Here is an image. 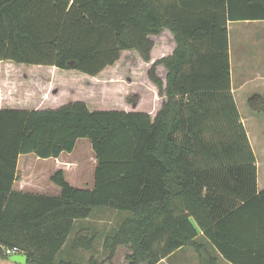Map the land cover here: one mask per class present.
<instances>
[{
    "label": "trees",
    "instance_id": "16d2710c",
    "mask_svg": "<svg viewBox=\"0 0 264 264\" xmlns=\"http://www.w3.org/2000/svg\"><path fill=\"white\" fill-rule=\"evenodd\" d=\"M247 21H264V0H0L2 62L97 77L125 51L150 62L152 37L165 30L176 43L148 72L166 97L154 119L83 102L0 109V258L16 248L27 264H80L64 250L91 252L99 235L82 229L67 246L77 224L116 210L130 216L104 236L106 257L84 264H113L120 248L130 251L127 264H159L186 247L201 263L217 264L218 253L264 264V190L231 86L228 24ZM249 104L264 114L261 96ZM80 139L96 157L93 189L59 170L58 197L13 190L21 155L56 159Z\"/></svg>",
    "mask_w": 264,
    "mask_h": 264
},
{
    "label": "rangeland",
    "instance_id": "374dc122",
    "mask_svg": "<svg viewBox=\"0 0 264 264\" xmlns=\"http://www.w3.org/2000/svg\"><path fill=\"white\" fill-rule=\"evenodd\" d=\"M254 32L255 39L253 41L263 38L262 33H258L257 36ZM152 39L155 42L154 47H156L154 54L151 55L152 60L153 58L160 60V57L173 53L176 44L174 46V36L169 31L163 32L160 37H152ZM230 45L231 65L235 73L243 61V57H246L247 60L251 58V52H243L246 48H251V24L244 25L243 22L232 24ZM162 50L163 53H160ZM152 65L151 61L145 62L136 50L123 52L121 59L114 66L106 68L97 77L78 71L60 70L55 67L26 66L0 61V95L3 90L11 95V90L14 89L12 96H14L15 105L10 108L24 110L58 109L74 102H83L93 111L130 110V112H140L144 110L143 108L146 110L156 104L154 90L148 78V72ZM160 75L164 78L165 72L161 70ZM0 99L3 100L2 97ZM140 100L142 101L141 106L135 108V103ZM161 101L160 99L158 102L160 105ZM14 102L12 103L14 104ZM246 108L248 109V106ZM240 109L243 110L242 105H240ZM25 159L30 161L28 167L31 166V169H34L38 175L34 183L41 187L39 189L37 187L35 190L47 196L59 195L60 188L51 181V177L59 169L55 158L41 159L34 154L22 155V161ZM62 160L77 164L73 168H64L66 179L72 186L85 190L94 188L96 160L89 139H80L72 153L62 154ZM21 170L23 171V162ZM102 212L105 214L100 216ZM127 216H130V213L116 210H96L92 216L94 221L86 224L96 229L101 235L93 252L99 260L106 257V253L101 249V244L104 241L103 235L106 236L110 231H114L122 218ZM74 238L73 231L66 245H72ZM129 253V249L120 248L113 264H127L126 256ZM90 256L91 253L87 251H72L67 247L62 258L84 264ZM173 257L174 262L164 264H199L200 262L198 254L188 247L180 250ZM0 264L13 263H10L8 259L0 258Z\"/></svg>",
    "mask_w": 264,
    "mask_h": 264
},
{
    "label": "crops",
    "instance_id": "0c3cea01",
    "mask_svg": "<svg viewBox=\"0 0 264 264\" xmlns=\"http://www.w3.org/2000/svg\"><path fill=\"white\" fill-rule=\"evenodd\" d=\"M234 23H241V22H229L228 24L229 40H230V34L232 33V24ZM243 24L244 25L251 24V48L248 47L245 50H243V52H246V53L251 52V58L250 60L249 58L247 60L246 57H243V61L240 63V66L235 73L233 72L232 65H231V86H232L233 96L235 98L238 109L240 111L241 121L246 128L251 146L257 158L256 165H257V171H258V189L259 191H262L264 190V172H263L264 171V114L256 113L250 106L249 99L255 95H259L264 99V21H247V22H243ZM233 30H235V28H233ZM165 31H168V30H165ZM253 31H255L254 33L257 36H258V33H262L263 38L258 41H253L255 39L253 37ZM157 37H160V36H157ZM175 44L176 43H174V46ZM155 49L156 47H154L152 51V55L154 54ZM175 49H176V46H175ZM160 53H163V50L160 51ZM167 56H170V55H167ZM167 56L160 57L159 59H162ZM231 58H232V52H231V45H230V61H231ZM156 60L158 59L153 58V60H151V64H154ZM161 70L162 72H165L164 78L160 75ZM157 72H158V75L161 76L159 77L163 80L165 84L167 74H168L167 69L163 65H160L157 69ZM7 73L10 74L9 72ZM9 80L10 78L8 79V81ZM150 84L152 86V89L154 90V95H155L154 102H156V104H154L151 108H146V110L145 108H143L144 110L140 112L148 113L151 115L152 119H154L157 116V114L160 112V110L162 109V106L166 101V97L159 95V89L153 82H150ZM13 92H14V89L11 90V95H9V93H6L3 90L2 95H0V97L3 98V100L0 99V109H16V108H10L11 106L15 105L14 96H12ZM160 99L162 100L161 105L160 103H158L160 102ZM12 102H14V104ZM141 103L142 101L140 100L139 102L135 103L134 107L136 108L138 106H141ZM240 105L243 106V110L240 109ZM246 106H248V109L246 108ZM126 112H130V110H127ZM55 160H56V164L59 166L58 171L63 170L65 174H66V171L64 170L65 167L73 168L74 166L77 165L74 162L72 163V161L64 162L62 160V155L59 158H56ZM95 160H96V157H95ZM21 161H22V155L19 157V160H18L17 180L15 181L13 185V190L19 193L45 195L35 190V188L38 187L39 189V187L41 186L34 183V181L38 178V175L36 172H34V169H31V166L28 167V165H30V161L28 159H25L24 161H22L23 171L21 170V163H22ZM96 166H97V161H96ZM94 185H95V172H94ZM60 194H61V190H60ZM59 195L55 197H58ZM104 214L105 212H102L100 216H103ZM92 221H94V218L92 219L91 217L85 221L79 222L77 224V227L74 230V233L76 236V234L80 230L86 229L91 234L99 235V238L96 240L94 244V250L91 252H88V253H91V256H95L93 252L95 251L98 245L97 241L100 239L101 235L96 229H93L92 227H89L88 225H86L88 222H92ZM203 242H206V240L203 239ZM103 244H104V241L101 244V249L103 252H105ZM176 253L173 254L168 259L163 260L159 264H162V263L164 264L166 262L167 263L174 262L173 256L176 255ZM91 256L89 257V259L91 258ZM215 256L217 257V264H230L220 254L215 253ZM9 262L11 263L10 260ZM200 262L199 264H207L206 262H203V263H200Z\"/></svg>",
    "mask_w": 264,
    "mask_h": 264
},
{
    "label": "water",
    "instance_id": "95a60500",
    "mask_svg": "<svg viewBox=\"0 0 264 264\" xmlns=\"http://www.w3.org/2000/svg\"><path fill=\"white\" fill-rule=\"evenodd\" d=\"M12 263L15 264H27L28 263V256L21 253H15L12 255H9L8 258Z\"/></svg>",
    "mask_w": 264,
    "mask_h": 264
},
{
    "label": "built area",
    "instance_id": "2783aa9c",
    "mask_svg": "<svg viewBox=\"0 0 264 264\" xmlns=\"http://www.w3.org/2000/svg\"><path fill=\"white\" fill-rule=\"evenodd\" d=\"M15 253H18V251H17L16 248L13 249V250H8V251H7V254H8V255H12V254H15Z\"/></svg>",
    "mask_w": 264,
    "mask_h": 264
}]
</instances>
